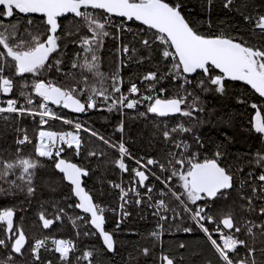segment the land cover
Masks as SVG:
<instances>
[{
    "label": "snow or ice",
    "instance_id": "snow-or-ice-1",
    "mask_svg": "<svg viewBox=\"0 0 264 264\" xmlns=\"http://www.w3.org/2000/svg\"><path fill=\"white\" fill-rule=\"evenodd\" d=\"M211 3L212 0H208L210 6ZM182 7L181 3L171 5L166 0H0V94L10 96L15 90L24 101L21 103L19 98H7L3 102L4 106H0V120L8 122L21 117L40 118V129L34 145L35 157L18 155L15 160L0 158V181L9 185L8 189L0 188V193L11 194L13 188L24 191V186L17 184V180H20L24 182L28 196H33L36 192L34 178L37 169L43 166L40 158L51 160L55 170L62 174L61 180L68 183L71 195L76 198L77 202L68 207H75L87 214V218L78 215L72 221L73 227L85 228L82 232L84 236L98 235L104 250L114 252L113 234L105 230V213L116 210L106 209L96 203L83 186L82 178L88 176V170L62 156L65 146L79 155L82 145L79 133L90 132L91 136L97 137L103 144L118 150L119 158L114 163L122 172H129L125 157L134 160L137 165L131 169L133 179L130 187L125 189L120 184L113 185L120 190L122 203L119 209L123 217L130 215L125 210L129 203L140 205L144 197L152 201L154 187L146 183L150 174L155 176L162 188L161 198L149 206L155 209L153 215L164 222H158L157 230L149 234L153 240L158 241L167 231L166 223L186 215L196 229L203 233L221 264H257L256 254L264 255V219L256 221L243 214L264 218V152H257L248 161L253 170L238 182L233 169L223 166L224 153L217 150L211 157L201 158L199 150H192L193 144L198 149L205 148L200 137L193 135L192 143L179 137L184 133H193V125L200 123L198 113L203 112L204 108L199 106L197 89L200 92L224 94L226 81L243 82L264 98V14L259 11L249 13V5L243 0L239 6L237 0H223L225 9L238 11L243 21L250 26L249 36L256 41L253 43L242 35L203 34L182 14ZM17 16L23 19L16 20ZM33 17H39L40 23L36 24ZM114 17L119 18L120 22L114 23ZM127 22H139L144 26L134 36H139L145 49L152 51L157 42L161 46L163 70L158 67L157 71H150L142 77L143 82H148L147 95L142 94L134 82L128 88V94L121 91L124 81L119 75V66L110 77L99 71L97 52L103 47L105 38L113 35L108 29L115 28L117 33L132 31L126 27ZM21 25H24L23 29ZM41 25L43 32L40 31ZM141 32L143 36H140ZM115 38L119 39V36ZM69 44L82 49V53H75L77 59L73 60L71 68L82 70L81 75L83 71L92 73L98 78L99 87L88 85L85 89L79 87L80 81H76L75 86L64 85L43 77L45 72L53 68L57 72L63 71L60 67L63 60L58 57ZM120 50L125 55L136 54L138 51L127 44L122 45ZM143 59L140 57L137 62H143ZM26 74H31L35 79L29 83L24 79ZM70 75L73 80L76 79L75 74ZM87 79V76H83L84 81ZM107 79L112 82L110 90L105 87ZM165 80L174 85L173 94H168V88L163 86ZM157 85L161 86L157 88ZM86 90L90 94L86 95ZM33 94L41 102L35 101ZM82 96L84 99H81ZM130 96L138 98L131 99ZM97 98L105 103L111 101L107 104L108 111L137 109L147 102L146 112H141V116L152 114L170 118L179 115L188 118V126L184 122L174 126H169L163 120L155 122L156 133L162 137L166 146H171L165 152L163 162L156 158H148L146 161L143 158L135 159L123 141L114 143L78 122L74 124V131L45 130L44 126L50 120L73 124L72 120L53 111L49 104L70 109L74 113H85L97 108ZM34 104L36 107H32ZM251 107L256 109L253 130L264 137V115L256 103H252ZM15 130L23 133L22 138L16 139L17 145L33 143L27 129L17 127ZM118 131H123L122 123ZM16 152L19 154L21 149L18 147ZM89 155L95 156L97 153L92 151ZM150 166L158 167L161 173L170 172V175L156 176ZM16 169L20 170L19 175H16ZM236 171L244 173V168H237ZM10 176L16 178L10 180ZM140 189H144V192L141 193ZM232 192L237 193L236 199H231ZM130 195L135 199H131ZM217 201L222 203L217 205ZM53 207L54 218H47L43 211L39 214L44 229L51 228L65 214L63 207L56 204ZM14 216L12 208L0 210V232L3 233L0 248L10 249L9 255L0 260V264H15V257H24L25 254L30 256L32 264H53L52 260H42L41 250L58 254L62 264H72L73 260L94 264V252L86 250L77 256V244L71 239L44 235L30 240L22 227L14 226ZM77 221L82 223L77 224ZM89 225L90 228L87 227ZM254 228L259 230L258 233L253 232ZM176 230L188 234L194 231L193 227L181 229L179 226ZM238 233L250 236L251 243L241 239ZM76 235H81V232ZM186 247L184 243L179 244V248ZM239 248L245 250L244 258H240ZM151 252L149 247L142 249L145 257ZM158 259L164 264H176L175 258L163 253ZM183 259L181 257V262ZM25 264L28 262L25 261ZM260 264H264V260Z\"/></svg>",
    "mask_w": 264,
    "mask_h": 264
},
{
    "label": "trees",
    "instance_id": "trees-1",
    "mask_svg": "<svg viewBox=\"0 0 264 264\" xmlns=\"http://www.w3.org/2000/svg\"><path fill=\"white\" fill-rule=\"evenodd\" d=\"M171 5L181 3L182 14L185 15L193 26L198 27L203 34L219 35L221 33L231 34L232 36L242 35L245 38L255 43L256 41L249 36L250 26L246 24L238 11L228 10L223 7V0H212L211 6L208 0H166ZM242 0H237V6ZM248 3L247 11L254 13L259 11L264 14V0H243ZM22 16H17L16 20H22ZM36 24L40 23L39 17H33ZM12 22H15L12 21ZM114 23H119V20L113 19ZM8 23V21H5ZM63 23H67L64 21ZM209 24L211 27H209ZM24 25H21L23 29ZM126 27L132 31H123L117 33L115 28L108 30L113 34L105 38L103 47L97 52L99 57V71L106 77H110L116 73L117 67H120L119 75L123 78L121 91L128 94V88L131 83H136L142 94H149L146 90L148 82H143L142 77L150 72L157 71L158 67L162 68V60L160 56V45L158 42L153 45V50L149 51L143 47L139 36H134L143 26L136 23ZM40 31L44 28L41 25ZM144 33H140L143 36ZM119 36V39L115 38ZM147 38V37H146ZM127 44L130 48H136V54H129L131 58H121V47ZM2 50V49H0ZM81 52L82 49L75 44H69L63 49L58 58L63 60L60 66L63 71L57 72L55 68L43 74L47 80L58 84H72L75 86L76 81H80L79 87L85 88L88 85L99 87L98 78L92 73L83 71L81 75L80 69H72L71 64L74 59H77L75 53ZM56 56L57 54H53ZM140 57H143V62H137ZM10 74V73H9ZM70 74H75L76 79L73 80ZM83 76H87V81L83 80ZM19 81V78L13 77ZM31 83L35 78L31 74H26L25 78ZM22 82V81H19ZM111 80L105 81V87L111 89ZM195 84V80L193 81ZM163 86L168 88V94H173L175 91L174 85L170 81H163ZM224 94L214 91L200 92L196 90L200 97L199 106L204 108L203 112L198 113L200 123L193 125V133H184L179 138H184L193 142V135L200 137L205 144V148L198 149V146L193 144V151L199 150L201 158L205 156L211 157L212 154L219 150L224 153L222 157L223 166L232 168L235 172V178L239 182L249 171L253 170V166L248 163L249 160L257 152H264V137L255 133L253 130V122L256 109L251 107L252 103H256L264 115V102L262 99L247 86L225 82ZM161 85H157L159 88ZM30 91V89H29ZM85 94L87 93V90ZM155 94V93H151ZM118 95V94H117ZM12 98H19L23 103V98L18 97V93L14 90L11 94ZM131 99H137V96H130ZM33 99L41 102L40 98ZM84 99V96L81 97ZM243 100L244 103L238 101ZM107 103L101 98H97V108L90 109L85 113H74L70 109H61L56 105L49 104V107L72 120L73 124H64L60 120H50L48 125H45V130L74 131V124L81 123L84 128H90L96 131L99 135L104 136L114 143L124 141L127 145L129 153L135 159L143 158L145 161L148 158L160 159L163 162L165 152L171 148L163 143L162 137L156 133L155 122L163 120L169 126H174L178 122H184L188 126L187 117H176L171 119H162L151 114L141 116V112H146L143 108L140 112H134L127 109L126 116L122 117L121 109L107 110ZM36 107V105H32ZM39 117H21L16 120L5 122L0 120V158L5 160H15L17 156L35 157L34 145L37 141V133L40 129ZM123 124V132L118 131L120 124ZM21 127L27 129L29 137L33 143L17 145L16 139L22 138L23 133L17 132L15 129ZM79 135L82 138L80 154L76 155L74 150L67 149L62 153L66 160L83 167L90 172L91 176L85 180L86 190L93 196L96 203L103 205L106 209H115V213L107 211L106 215V231L113 234L115 241V254L111 255L104 250L101 238L96 236H84L82 232L85 228H74L72 221L82 215L75 207L69 208V204H75L76 200L71 195V188L66 181L61 180V174L55 170L53 162L47 158H40L42 167L37 169V175L34 178L36 192L33 196H28L26 186L23 181L17 180V184L24 186V191L12 189V193L5 195L0 193V210L12 208L15 212L14 226L22 227L26 235L31 239L42 237L44 235L54 236L58 239H71L77 244L76 255L80 256L86 250L94 252V264H164L158 257L161 253L175 258L176 264H221L216 253L207 243L203 233L196 229L193 222L185 215L181 220L169 221L165 224L167 231L163 233L158 241L153 240L149 234L157 230L159 218L153 215L148 202L136 205L134 202L126 206V211L130 213L127 217H123L119 205L120 194L114 184H130L133 179L132 168L137 167L134 160H126L125 163L129 168V172H122L114 163L119 155L112 150L111 147L103 144L97 137L91 136L90 132L81 131ZM21 149L17 154L16 149ZM95 151L97 155L91 156L89 152ZM102 153V154H101ZM151 170L156 172L161 177L170 175V172L160 173L159 168L150 166ZM243 167L244 173L236 171L237 168ZM258 172L259 170L256 169ZM20 174V170L16 169V175ZM15 176H10L8 179H15ZM150 183L153 180H149ZM174 183L178 184L177 180ZM239 187V183H237ZM0 188L8 189L9 185L0 181ZM250 194V190L248 192ZM67 197V199H66ZM237 193H231V199H236ZM135 199V198H131ZM231 202V201H229ZM217 205L222 201H217ZM260 203V202H257ZM65 209V214L60 221H56L51 228L44 229L42 221L39 220V214L45 212L47 218H54L55 209L53 205ZM246 217L259 221L264 219L257 217L255 214H243ZM83 216V215H82ZM87 218V217H86ZM120 227L117 228V223ZM77 221V224H81ZM179 228L193 227L194 231L191 234L177 231ZM90 228V225L87 226ZM95 231L94 229H91ZM227 230V229H226ZM228 231V230H227ZM258 229H253L254 233H258ZM81 232L77 236L76 233ZM242 239L248 240L251 243V237L244 233H239ZM3 233L0 232V237ZM184 243L186 248H179V244ZM155 245V247H153ZM49 246L51 244L49 242ZM149 247L152 249L151 254L145 257L142 254V249ZM10 253V249L0 248V260L6 259ZM240 258H244L245 250L239 251ZM42 260H52L53 264H62L58 259V254L44 252L41 250ZM183 257V262H181ZM257 264L264 260V255L256 254ZM32 264L28 254L24 257H15V264ZM72 264H88V261L73 260Z\"/></svg>",
    "mask_w": 264,
    "mask_h": 264
},
{
    "label": "built area",
    "instance_id": "built-area-1",
    "mask_svg": "<svg viewBox=\"0 0 264 264\" xmlns=\"http://www.w3.org/2000/svg\"><path fill=\"white\" fill-rule=\"evenodd\" d=\"M120 34H121V33H120ZM121 58H122V60H123V59H128V58H129V55H125V54L121 51ZM153 95H155V94H153ZM7 98H12V97H11V95H10V96H4L3 94H0V106H4V105H3V102H4ZM146 103H147V102L142 103L141 105L138 106L137 109H128V110H129V111L132 110V111H134V112H140V110H142L143 108L146 109V107H145V104H146ZM127 112H128V111H127V108H123V109H121V115H122V117L126 116ZM13 115H14V114H13ZM122 132H123V131H122ZM181 139H184V138H181ZM122 141H123V140H122ZM187 141L190 143L189 140H187ZM112 142H114V141L112 140ZM123 142H124V141H123ZM125 146L127 147L126 144H125ZM112 150H114V151L119 155V152H118L117 149L112 148ZM124 159H125V161H126V160H130L128 157H125ZM130 161H132V160H130ZM133 163H135V161H134ZM152 172H154V171L152 170ZM159 172L161 173L160 169H159ZM154 173L156 174V176H160V175H158L156 172H154ZM146 174H147V173H146ZM151 179L153 180L152 183L149 182V180H151ZM149 180L146 181V183L154 187V191H153V193H151L152 201H149V200L147 199V197H144L143 202H142V203H144V202H148V205H150V204H151L152 202H154L155 200H158V199L161 198V197H160V189L162 188L161 183L155 178V176H152V175L149 174ZM120 185H121L123 188H125V189H127L128 187H130V184H128V185H126V184H120ZM116 189H117V188H116ZM117 191H118L119 194H120V190L117 189ZM140 191H141V193H143V192H144V189H140ZM130 198H135V197H131V195H130ZM120 202L122 203L121 200H120ZM149 207H150V206H149ZM150 210H151L152 212L155 211V209H154L153 207H150ZM112 213H115V211H112ZM169 215H170V214H169ZM156 217H157V216H156ZM178 220H181V218L178 219ZM221 227H222V226H221ZM225 232H228V231L225 229ZM237 235L241 238V236L239 235V233H238ZM214 238H217V237H214ZM241 239H242V238H241ZM241 249H243V248H239V249H238V252H239Z\"/></svg>",
    "mask_w": 264,
    "mask_h": 264
},
{
    "label": "water",
    "instance_id": "water-1",
    "mask_svg": "<svg viewBox=\"0 0 264 264\" xmlns=\"http://www.w3.org/2000/svg\"><path fill=\"white\" fill-rule=\"evenodd\" d=\"M113 19H116V20H119V18H113ZM133 22H127L126 24L127 25H130V24H132ZM136 24H138V25H140L139 24V22H135ZM142 26V25H141ZM144 27V26H143ZM226 82H232V83H239V84H242V85H245L243 82H233V81H226ZM245 86H247L249 89H251L250 88V86H248V85H245ZM252 91H254L253 89H251ZM255 92V91H254ZM257 94V93H256ZM258 95V94H257ZM259 96V95H258ZM261 99H262V101L264 102V98H262V97H260ZM152 115V114H151ZM152 116H154V115H152ZM156 117V116H155ZM176 117H179V115H177V116H175V117H170V118H162V119H171V118H176ZM158 118H160V117H158ZM89 174H88V176H86V177H83L82 179H83V186L85 187V180H87V179H89L90 178V176H91V174H90V172H88ZM62 175V174H61ZM67 183V182H66ZM68 184V183H67ZM85 190H86V188H85ZM87 191V190H86ZM74 199L76 200V198L74 197ZM77 202V201H76ZM78 210V212L80 213V214H82L83 216H85V217H87V214H84V213H82L79 209H77ZM106 227H107V224H105V230H106ZM114 239V238H113ZM102 240V239H101ZM111 255H114L115 254V251L114 252H109Z\"/></svg>",
    "mask_w": 264,
    "mask_h": 264
},
{
    "label": "flooded vegetation",
    "instance_id": "flooded-vegetation-1",
    "mask_svg": "<svg viewBox=\"0 0 264 264\" xmlns=\"http://www.w3.org/2000/svg\"><path fill=\"white\" fill-rule=\"evenodd\" d=\"M64 22V21H63Z\"/></svg>",
    "mask_w": 264,
    "mask_h": 264
}]
</instances>
